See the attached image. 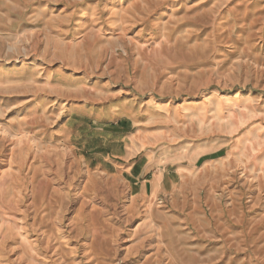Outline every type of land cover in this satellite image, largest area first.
Wrapping results in <instances>:
<instances>
[{
  "label": "rangeland",
  "instance_id": "obj_1",
  "mask_svg": "<svg viewBox=\"0 0 264 264\" xmlns=\"http://www.w3.org/2000/svg\"><path fill=\"white\" fill-rule=\"evenodd\" d=\"M0 264H264V0H0Z\"/></svg>",
  "mask_w": 264,
  "mask_h": 264
},
{
  "label": "crops",
  "instance_id": "obj_2",
  "mask_svg": "<svg viewBox=\"0 0 264 264\" xmlns=\"http://www.w3.org/2000/svg\"><path fill=\"white\" fill-rule=\"evenodd\" d=\"M158 136H153V135H149L146 136L142 141L141 140H137L139 137V135L137 134L136 136H133L135 142L133 143V149L136 153H141L144 150H157L158 149H163V133H158ZM131 145H129L130 147ZM140 147L142 148L141 151H139ZM131 148V147H130ZM137 155V154H136ZM153 164H151V162H149V164H147L145 166V168H143V170L141 171V173L139 174V178L141 177H145L147 175H150L151 173H155L156 171H154V166H152ZM151 176V175H150ZM152 183V184H151ZM151 183L149 184V187L152 188V193H151V197L153 198V196L157 195V188H160V185L163 183V172L160 175H154L152 176L151 179ZM163 186V184H162ZM146 194L145 193H141L140 196H142L140 199H142Z\"/></svg>",
  "mask_w": 264,
  "mask_h": 264
},
{
  "label": "bare ground",
  "instance_id": "obj_3",
  "mask_svg": "<svg viewBox=\"0 0 264 264\" xmlns=\"http://www.w3.org/2000/svg\"><path fill=\"white\" fill-rule=\"evenodd\" d=\"M121 116V115H120Z\"/></svg>",
  "mask_w": 264,
  "mask_h": 264
}]
</instances>
